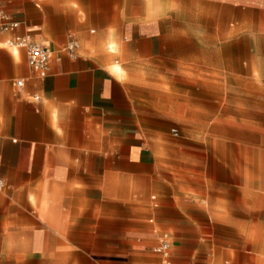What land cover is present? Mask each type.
<instances>
[{"label":"crops","instance_id":"0c3cea01","mask_svg":"<svg viewBox=\"0 0 264 264\" xmlns=\"http://www.w3.org/2000/svg\"><path fill=\"white\" fill-rule=\"evenodd\" d=\"M0 6L19 24L0 32V264H161L162 240L167 264H264L229 243L264 240L242 228L262 154L225 135L261 105L264 0ZM15 35L52 52L44 77Z\"/></svg>","mask_w":264,"mask_h":264},{"label":"rangeland","instance_id":"374dc122","mask_svg":"<svg viewBox=\"0 0 264 264\" xmlns=\"http://www.w3.org/2000/svg\"><path fill=\"white\" fill-rule=\"evenodd\" d=\"M247 109H250V111H246L244 114H240L239 116L241 119H244L245 121H239L236 124L240 125L239 127H230L225 129V135L234 142H239L241 144V147L243 151L246 152H260L262 154L261 158V189H262V209L264 208V91L263 96L261 98V105L259 107L254 106L247 107ZM259 109V111L257 110ZM235 124V123H233ZM248 215V214H247ZM257 216L261 219L260 225L254 226L250 223L251 216L247 217V223L242 226L244 228L245 232L251 233L250 238H253L254 232H262L264 235V209L257 214ZM256 216V217H257ZM199 230L201 231L202 237L206 240H204V244L206 246H211V243L217 244L219 247L225 248V238L218 239V240H210L208 241L207 237H210V235L213 233L210 226L206 224L199 225ZM217 231V228L215 229ZM225 237V226H222V233ZM230 246L232 248H243L246 247L247 249L253 246L254 244H260V246H257L261 248L264 246V240H245L244 242L242 240H238L235 238L233 241H230ZM245 243V245H244ZM244 245V246H243ZM220 264H225V255L222 258H219Z\"/></svg>","mask_w":264,"mask_h":264},{"label":"built area","instance_id":"2783aa9c","mask_svg":"<svg viewBox=\"0 0 264 264\" xmlns=\"http://www.w3.org/2000/svg\"><path fill=\"white\" fill-rule=\"evenodd\" d=\"M18 27L19 24L16 21L11 20L0 6V32H14ZM6 44L13 48L24 49L28 65L39 77L42 78L47 74L49 62L52 59V52L48 48L34 43L29 35H15L11 40L7 41ZM76 48L77 42L74 39H70L67 45L63 48V51L73 57ZM16 85L21 86V82L18 81ZM173 133H175L174 130ZM2 187L3 183L0 181V188ZM154 251L161 256V264L168 263L170 250L167 241H160Z\"/></svg>","mask_w":264,"mask_h":264}]
</instances>
